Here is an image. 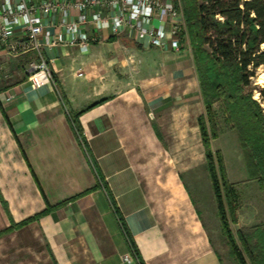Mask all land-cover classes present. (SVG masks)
Returning a JSON list of instances; mask_svg holds the SVG:
<instances>
[{"label":"crops","instance_id":"1","mask_svg":"<svg viewBox=\"0 0 264 264\" xmlns=\"http://www.w3.org/2000/svg\"><path fill=\"white\" fill-rule=\"evenodd\" d=\"M97 36L87 52L46 47L51 78L30 75L34 53L0 55V233L65 203L1 236L0 264H138L107 190L144 264H232L188 184L200 195L205 169L192 56Z\"/></svg>","mask_w":264,"mask_h":264},{"label":"trees","instance_id":"2","mask_svg":"<svg viewBox=\"0 0 264 264\" xmlns=\"http://www.w3.org/2000/svg\"><path fill=\"white\" fill-rule=\"evenodd\" d=\"M183 14L194 50L200 90L208 121L199 118V128L206 150L208 173L216 198L218 216L232 248L237 264H264V225L251 230H239L236 244L227 221L226 207L233 223L238 222L236 194L229 183L221 153L214 158L211 140L217 139L219 130L214 104L222 102L227 120L238 135L249 179L257 181L264 190V88L258 87L259 100L248 92L258 76L264 73V0H182ZM76 132L84 141L78 117L73 119ZM208 128L211 136H209ZM100 182L102 175L94 165ZM88 190L72 200H77ZM114 213L128 239L138 264H144L114 199L107 190ZM226 202V207H225ZM48 206L37 217L13 225L0 233V237L25 226L63 206ZM248 262H247V261Z\"/></svg>","mask_w":264,"mask_h":264},{"label":"built area","instance_id":"3","mask_svg":"<svg viewBox=\"0 0 264 264\" xmlns=\"http://www.w3.org/2000/svg\"><path fill=\"white\" fill-rule=\"evenodd\" d=\"M88 26L96 33L86 32ZM184 30L180 0H0V55L19 58L34 53L31 76L51 78L46 47L62 44L87 52L98 42L97 32L109 31L179 52Z\"/></svg>","mask_w":264,"mask_h":264},{"label":"rangeland","instance_id":"4","mask_svg":"<svg viewBox=\"0 0 264 264\" xmlns=\"http://www.w3.org/2000/svg\"><path fill=\"white\" fill-rule=\"evenodd\" d=\"M180 4L183 10L184 3L182 0H180ZM262 48L264 49V46ZM183 52H186L187 55L192 56L194 70L196 71V74L198 76L194 59V50L189 38L186 21L185 30L181 36V48L179 53ZM253 81V86L247 89V91L252 92L254 99L259 100L260 97L258 87L264 88V73L262 72V70L258 71V76ZM142 82L143 84H146V80H143ZM213 110L215 112L219 135L217 139L211 140V152L214 158L216 157L217 153L222 154L228 181L233 186L234 192L236 194V208L238 218L237 223L232 222L230 214L226 207V202L225 207L230 231L236 240L237 246L243 252L241 243L238 240L237 233L241 229L251 230L256 226L264 225V190L260 187L257 181H252L249 179L241 145L238 140V135L232 124H230L227 120V115L223 103L217 102L216 104H214ZM204 117L205 121H208L206 111ZM208 133L209 136H211L209 128ZM199 144L201 150L199 156L193 158V165L197 167H205V169H198L193 171L191 177L195 178L194 180L199 186L198 190L200 192V195H198V191L194 189L193 184L188 182L190 191L194 200L198 204H200V206L204 207V211L202 210V212L208 225H212L211 220L214 219L215 224L210 227V234L215 247L220 252L222 260L225 263H227V261L229 260L232 264H237L234 256L232 255L230 242L218 216L216 198L212 186V181L208 173L206 150L202 143L201 133Z\"/></svg>","mask_w":264,"mask_h":264}]
</instances>
